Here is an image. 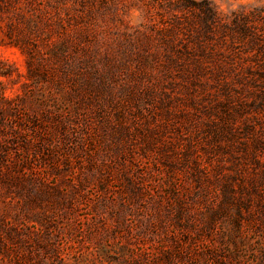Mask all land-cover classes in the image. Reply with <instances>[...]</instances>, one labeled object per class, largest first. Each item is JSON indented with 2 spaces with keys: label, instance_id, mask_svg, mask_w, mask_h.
<instances>
[{
  "label": "trees",
  "instance_id": "trees-1",
  "mask_svg": "<svg viewBox=\"0 0 264 264\" xmlns=\"http://www.w3.org/2000/svg\"><path fill=\"white\" fill-rule=\"evenodd\" d=\"M119 22L127 32L104 36ZM0 44L27 68L16 79L0 64L21 84L15 97L0 90V124L27 106L36 130L94 125L116 155L106 171L120 166L127 202L143 203L151 231L122 233L101 264H264V6L0 0ZM34 138L17 144L28 151ZM8 150L0 142L1 158Z\"/></svg>",
  "mask_w": 264,
  "mask_h": 264
},
{
  "label": "rangeland",
  "instance_id": "rangeland-1",
  "mask_svg": "<svg viewBox=\"0 0 264 264\" xmlns=\"http://www.w3.org/2000/svg\"><path fill=\"white\" fill-rule=\"evenodd\" d=\"M208 1L222 14L264 6V0ZM124 20L135 30L144 22L143 13L133 7ZM120 23L104 25V36L127 32ZM2 62L4 68L12 67L16 79L27 71L26 57L16 47L0 44ZM20 87L0 76L5 96L15 97ZM30 113V107L22 106L19 118L6 116L0 124V142L10 154L0 156V264H101L105 247L126 242L122 233L151 231L143 203L127 202L121 175L115 172L120 166L114 164L111 174L106 171L116 159L111 140L106 144L94 136V125L85 121L73 125L70 135L47 123L36 130L27 121ZM20 137H35L28 151L17 144ZM122 207L124 218L119 217Z\"/></svg>",
  "mask_w": 264,
  "mask_h": 264
}]
</instances>
